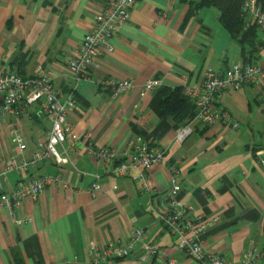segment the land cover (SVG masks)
Listing matches in <instances>:
<instances>
[{"label": "crops", "instance_id": "0c3cea01", "mask_svg": "<svg viewBox=\"0 0 264 264\" xmlns=\"http://www.w3.org/2000/svg\"><path fill=\"white\" fill-rule=\"evenodd\" d=\"M109 1L0 0V75L26 78L40 69L61 101L75 96L77 107L66 118L74 131H91L96 146L115 148L122 160L135 151L131 142L164 149L167 160L178 163L187 216L219 217L201 236L204 248L230 262L253 250L257 264H264V86L224 91L219 99L229 123L194 122L183 141L176 137L181 126L161 112L163 92L196 85L204 67L223 72L231 63H243L241 46L223 25L220 10L202 0H137L112 40L113 51L97 58L89 78L76 80L68 61ZM263 59L261 49L256 60ZM127 79L132 89L116 97L100 86ZM149 80L154 86L147 90ZM13 123L26 144L22 151L11 140ZM51 126L52 117L39 104L0 115V162L31 158ZM63 148L73 163L59 167L43 161L27 173H8L6 192L30 178L58 173L68 185L49 186L13 212L0 208V264H92V245L101 251L109 243H125L135 227H143L144 242L161 247L176 264H203L179 251L174 235L152 215L171 186L167 165L131 167L116 176L96 165L84 144L66 142ZM142 174L148 193L137 185ZM94 181L100 184L96 191ZM103 264L150 262L139 243L128 257Z\"/></svg>", "mask_w": 264, "mask_h": 264}, {"label": "built area", "instance_id": "2783aa9c", "mask_svg": "<svg viewBox=\"0 0 264 264\" xmlns=\"http://www.w3.org/2000/svg\"><path fill=\"white\" fill-rule=\"evenodd\" d=\"M136 3L137 0H110L98 9L94 25L85 33L75 55L68 61L67 70L71 76L76 80L89 78L90 69L97 66V58L113 51L112 40L129 22L131 9ZM242 15L247 26L258 29L260 41L264 46V0H244ZM133 85V81L128 79L105 80L100 83L101 88L111 91L112 97L128 92ZM153 86L154 80L147 81V90ZM243 86H264V59L255 60L251 64L231 63L223 72L211 66L204 67L200 81L194 86L187 85L183 88L185 95L193 99L195 116L190 122L178 128L177 140L183 141L194 131V122L207 125L215 122L229 123L230 115L223 108L219 97L224 91H237ZM0 98V115L14 114L22 107L39 104L42 111L52 117V126L48 135L38 142L31 158L22 159L20 162L13 159L0 162V208H7L13 212L22 201L35 200L49 186L66 187L68 185L66 180L61 173H58L30 178L10 192L4 190L9 172L15 170L27 173L43 161H52L56 166L64 167L73 163V160L69 159L67 149L60 150L59 146L66 142L82 143L96 165L116 176L127 174L131 167L145 170L153 164L167 165L171 186L164 196L162 206L158 210L153 209L152 215L174 235L177 249L186 256L203 264H257L258 254L253 250L246 251L239 262H230L225 257L204 248L201 236L211 223L219 221V217L208 221L201 216L192 218L187 216L189 205L180 199L178 163L169 162L164 149L150 147L146 143L136 145L131 142L130 147H135V151L129 154L128 161H125L115 148L96 146L91 131L86 130L78 134L66 122L67 116L77 107L75 96L69 94L64 101H61L52 79L40 69L34 76L26 78L15 72L1 74ZM9 133L12 143L21 151L24 150L26 144L19 124L10 125ZM137 185L143 193L150 191L143 174L137 179ZM99 188L100 184L94 181L92 190L96 191ZM145 237V229L135 227L125 243H109L101 251L94 244L89 251L91 263L103 264L114 259L126 258L141 243L144 258L150 264H176V260L167 256L161 247L144 242Z\"/></svg>", "mask_w": 264, "mask_h": 264}, {"label": "trees", "instance_id": "16d2710c", "mask_svg": "<svg viewBox=\"0 0 264 264\" xmlns=\"http://www.w3.org/2000/svg\"><path fill=\"white\" fill-rule=\"evenodd\" d=\"M244 0H202L201 5L216 6L221 13V21L230 35L241 46L243 63L251 64L259 58L261 49H264L260 41L259 31L254 26H247L242 15ZM161 112L164 116H170L174 126H182L190 122L195 116V106L185 95L183 87L177 86L167 93L163 92Z\"/></svg>", "mask_w": 264, "mask_h": 264}]
</instances>
